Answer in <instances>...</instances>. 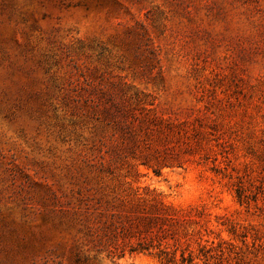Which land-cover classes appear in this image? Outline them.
<instances>
[{
	"label": "rangeland",
	"instance_id": "obj_1",
	"mask_svg": "<svg viewBox=\"0 0 264 264\" xmlns=\"http://www.w3.org/2000/svg\"><path fill=\"white\" fill-rule=\"evenodd\" d=\"M126 113L175 132L123 143ZM84 196L190 210L194 264H264V0H0V264H165L99 250Z\"/></svg>",
	"mask_w": 264,
	"mask_h": 264
},
{
	"label": "trees",
	"instance_id": "obj_2",
	"mask_svg": "<svg viewBox=\"0 0 264 264\" xmlns=\"http://www.w3.org/2000/svg\"><path fill=\"white\" fill-rule=\"evenodd\" d=\"M122 117L119 129L123 143L125 137H137L147 150L151 149L149 141L152 134L157 133L160 140H166V136L175 132L171 127L164 126L161 120L156 122L148 113L141 117L126 113ZM170 158L173 157H169L166 151L155 150L152 155L146 156L141 165L160 175L162 168L174 164ZM176 163L178 167L183 165ZM80 203L84 209L86 234L101 251L119 256H124L126 252L157 251L165 264H194L199 256H194L192 242L197 243L204 257L211 251L201 245L202 238H194L195 235L187 230L195 215L190 210L170 206L161 199L141 197L137 203L123 201L120 209L113 202L105 205L100 199L89 196L81 198Z\"/></svg>",
	"mask_w": 264,
	"mask_h": 264
}]
</instances>
